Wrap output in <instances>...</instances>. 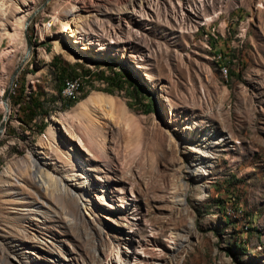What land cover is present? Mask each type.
Returning a JSON list of instances; mask_svg holds the SVG:
<instances>
[{"label":"rangeland","instance_id":"obj_1","mask_svg":"<svg viewBox=\"0 0 264 264\" xmlns=\"http://www.w3.org/2000/svg\"><path fill=\"white\" fill-rule=\"evenodd\" d=\"M140 1L0 0L6 91L25 53L23 27L12 21L18 7L32 6L25 19L32 47L8 91V107L0 108V122L7 114L0 173L29 152L50 156L55 174L86 193L85 208L65 198L59 209L49 198L43 214L33 206L34 188L14 179L15 192L0 193V221L12 220L0 230L21 240L23 264H108L121 230L142 244L141 264H264V0H142L146 11ZM62 19H79V44L91 37L102 49L75 48ZM57 34L79 58L53 52ZM53 55L90 71L75 76L81 93L74 98L106 87L97 72L124 67L139 93L123 85L112 94L133 119L119 109L112 119L96 110L95 125L72 119L67 112L77 101L65 107L56 98ZM21 85L25 94H47L43 111L25 124L12 103ZM198 154L196 178L190 163ZM197 184L200 200L193 198ZM185 188L179 205L175 196ZM183 236L188 241L172 251L169 238L179 244ZM4 260L21 264L0 249Z\"/></svg>","mask_w":264,"mask_h":264},{"label":"bare ground","instance_id":"obj_2","mask_svg":"<svg viewBox=\"0 0 264 264\" xmlns=\"http://www.w3.org/2000/svg\"><path fill=\"white\" fill-rule=\"evenodd\" d=\"M144 2L142 0L140 1L139 8H141L142 11L143 10L146 11V9L149 8V5H146ZM180 6L182 7V10H184L182 4ZM31 7L32 6L28 2L27 4H25L24 7H18V11H17L18 13L15 15L12 24L14 26L19 24L23 27V30H25L24 22L26 19V15L29 14L28 10ZM196 10L199 14H204L203 12L204 8L198 6L196 7ZM142 11L140 10L138 11L140 16L142 15ZM195 16L196 15H194V17ZM146 17L141 16L142 19ZM196 20L194 21L197 22ZM182 21H184L185 23L186 19L183 18ZM60 25L65 30V33H67L65 35L70 37L71 44L72 43L73 45L75 44V48L77 47V49L86 52V50L89 49L90 47L89 44H97L96 45L97 47H95L94 49L96 50L102 49V47H100L101 45L96 40L91 41L93 40V38L91 37L88 38V43L84 42L79 44L78 38L74 35V33L79 32V27L81 26L79 19L75 21L62 19L60 20ZM60 36H61L60 34H57L54 38L53 52H64L72 60H76L77 58H79L78 53L72 48H70L68 44H66L65 42H60L59 40ZM31 47H32V42H31ZM104 56L105 58H109V55L107 54H104ZM30 76H32V74ZM80 86L81 83L79 82L78 79L68 80L66 81L65 85L62 87L61 91H59V96L63 99L74 97L77 95L78 91L80 92ZM5 93H6L5 88L0 89V108L3 111L6 110V107H8L7 98L5 100L6 107L3 102ZM116 109L117 110L119 109L123 111V113L127 114L126 116L128 121H131L133 119V114L128 113L125 110L123 103L120 101L118 97L114 96L111 93H107L101 90H92L84 98L80 99L67 112V114L74 120H86L89 126V125H95L96 123H100L99 116H97L95 113L96 110H99L102 116L105 117V119L106 118L112 119L114 117L113 112ZM53 132H54V126L52 124V126L48 130V133L53 134ZM184 139L188 140V138H184ZM69 151H70V155L73 156V160L76 163V166H79V162L77 161V159L81 161L79 159V156L71 149H69ZM201 163H203V160L200 155L197 158H195L193 162L190 163L191 172H193L196 178L198 177V173L201 168L200 167ZM51 164H53V166ZM55 173H57L56 165L51 160L50 156L49 157L45 155L37 156L36 154L29 152L22 158L16 159L15 161L8 164L5 167V169L0 173V193L2 194L6 190H8L9 193L15 192V190H13L14 188L11 186L13 185L11 182H13L14 179L17 181L21 180L25 183H28L30 186L34 188L36 195L34 196L33 203H35V205L33 206L35 207V211L37 212L39 211L45 214L43 210L50 206L49 198H52L56 201L57 203L56 207L59 209L60 208L62 209V207L60 206L61 200L65 198H67V200H70L71 202H74L75 205L78 206V208L81 206L85 208L84 196L86 193L84 192L83 187L75 188L67 183V179H63L61 175ZM194 188H195L194 189L195 192L193 198L195 200L202 199L203 194H202L201 186L197 184L196 187ZM185 195H186V188L184 189V191L182 190V193H180V195L175 196L176 197L175 200L179 205L184 204ZM0 208L2 209L3 207L0 206ZM11 221H12L11 219L2 218V220L0 221V225L6 227L5 224L11 223ZM189 228L190 229L192 228V218L189 222ZM119 233L120 235L117 236L116 239L118 241V245L114 246L112 251L113 257H111V259L107 261L108 264H141V262L144 261L142 255L143 253H146L145 250H140L142 249L141 248L142 244L140 246L133 245L132 242L133 239H131L130 234L128 232H125L124 230L119 231ZM169 239L171 240L170 243H171L172 251L175 252L176 249L183 246V242L188 241V236H183L182 238H180L179 244H176L172 237H170ZM122 244L123 247L121 246ZM22 246L23 243L21 242L20 239L8 235L3 230L2 231L0 230V249L2 251L8 252L10 257L19 260V263L21 264H23L22 260L20 259V255L22 254L20 249ZM5 261L6 260L3 261V264H7Z\"/></svg>","mask_w":264,"mask_h":264},{"label":"trees","instance_id":"obj_3","mask_svg":"<svg viewBox=\"0 0 264 264\" xmlns=\"http://www.w3.org/2000/svg\"><path fill=\"white\" fill-rule=\"evenodd\" d=\"M49 63L52 69L51 73L56 84V98L60 100L62 105H64L65 107L72 106L76 101L78 102L80 98L84 97L87 94V93H83L78 98H74L75 97L74 96L73 98L71 97V99L68 100H61L59 98V91H61L66 81L80 78V77H75L77 75H80V73H82L81 76H85V75L89 76L90 71L88 70L80 71L74 64L64 63L55 55L51 57ZM117 66H123V65L119 63L117 64ZM119 71H121V73L112 72L111 75H104L102 74V72H97L95 74L96 76L104 77L106 81V87L96 90H101L112 94L113 90L121 89L123 85H126L134 90L133 93L136 92V94H138L139 93L138 88L134 84L133 80L131 79L129 73L125 70V68L124 67L123 69L119 68ZM44 98H47L46 92L42 90H29V92L25 94L24 87L21 85L19 92L16 93L12 99V103L14 105H18V109L20 110V115L18 116L19 121L25 124L26 122L32 120L35 116L40 114V112L43 111ZM148 102L149 99H147L146 103ZM40 125L42 124L40 123ZM39 128H42V126Z\"/></svg>","mask_w":264,"mask_h":264},{"label":"water","instance_id":"obj_4","mask_svg":"<svg viewBox=\"0 0 264 264\" xmlns=\"http://www.w3.org/2000/svg\"><path fill=\"white\" fill-rule=\"evenodd\" d=\"M29 21H30V16H29V17L27 18V20L25 21V30H24V37H25V53H24V56H23L21 62L15 67V69L13 70V72H12L11 75H10L8 89H7V91H6L5 95H4V98H3V102H4L5 106H6L5 100H6V98H7L8 91L10 90L11 85H12V83H13V80H14V78H15L17 72L19 71V69H20V67H21V65H22V62L24 61L25 57L28 55V53H29L30 50H31V40H30V38L28 37L27 31H26V27H27V25L29 24ZM6 115H7V114L5 113L4 116H3V118H2V120H1V122H0V132H1L2 128H3V121L5 120Z\"/></svg>","mask_w":264,"mask_h":264},{"label":"built area","instance_id":"obj_5","mask_svg":"<svg viewBox=\"0 0 264 264\" xmlns=\"http://www.w3.org/2000/svg\"><path fill=\"white\" fill-rule=\"evenodd\" d=\"M90 81H92V80H90ZM80 93H81V92L78 91V92H77V95H80Z\"/></svg>","mask_w":264,"mask_h":264}]
</instances>
